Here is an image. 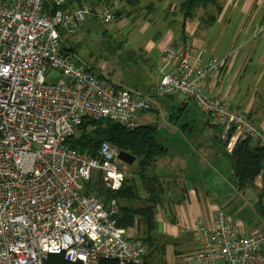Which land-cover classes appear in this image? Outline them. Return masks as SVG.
<instances>
[{
  "label": "built area",
  "instance_id": "built-area-1",
  "mask_svg": "<svg viewBox=\"0 0 264 264\" xmlns=\"http://www.w3.org/2000/svg\"><path fill=\"white\" fill-rule=\"evenodd\" d=\"M67 1L53 0L50 14L43 0H0V264H44L50 254L84 264H141L147 249L133 227L118 225L116 201L87 190H119L129 164L108 141L95 156L72 147L68 141L83 123L106 119L134 129L153 94H183L226 127L224 138L234 129L228 150L247 138L264 146V129L208 89L227 59L192 56L188 44L163 49L161 75L148 91L109 85L62 52V31L73 33L93 14L103 24L123 22L115 14L120 0L95 13L90 6L62 8ZM260 31L263 25L255 38ZM193 230L196 264H264V230L241 232L222 210L198 219Z\"/></svg>",
  "mask_w": 264,
  "mask_h": 264
},
{
  "label": "crops",
  "instance_id": "crops-1",
  "mask_svg": "<svg viewBox=\"0 0 264 264\" xmlns=\"http://www.w3.org/2000/svg\"><path fill=\"white\" fill-rule=\"evenodd\" d=\"M145 1L153 5L158 4L157 8L165 9L163 25L156 29L154 41L147 44V47H143L146 56L152 59L151 63L143 64L150 67L151 77H155L151 82L155 84L159 80L161 69L164 66L163 49L168 43H165L162 48L158 47L164 30L163 33L166 31L164 35L167 34L168 37L166 41L171 42L174 39L171 48L175 50H180L188 44L192 56H202L204 59L226 58L227 64L219 79L213 85L210 84L208 89L223 96L232 105L245 110L258 126L264 129V31H260L255 38L256 29L264 26V0H221L223 9L214 20H209V16L215 15L212 5L200 9L201 14H204L203 17H198L197 13L194 18L186 20L185 42L181 39L182 18L180 14L176 12L171 13L170 17L166 16L167 8L171 7L172 11L183 0ZM178 23L180 24L179 29L177 28ZM158 40L159 42L155 44ZM186 104L185 101L182 105ZM144 112L139 113L138 122ZM218 136L219 133H216V137ZM181 153L182 157H189L186 152ZM216 153V158H219L220 152ZM182 160L185 161V159ZM181 161L179 160L181 165L179 171L183 175L187 164L185 162L182 165ZM216 161L223 169V163H219V159ZM193 162L200 164L201 158L198 157ZM178 180L184 184L183 190L180 193L164 191L163 201L158 206L157 233L167 242L165 260L168 264H196L194 257L198 243L193 226L198 219L207 221L212 219L218 209L213 206L210 197L216 194L207 191L201 182L193 181L194 186L189 187L182 178ZM255 186V190H246L252 192V205L248 211L238 215L222 210L234 220L237 229L241 232H249L253 229L264 230V199L262 207L258 204V193L264 187V169L257 177ZM140 191L145 192L144 189ZM255 205H257L256 208H254ZM191 251L195 254L188 255Z\"/></svg>",
  "mask_w": 264,
  "mask_h": 264
},
{
  "label": "rangeland",
  "instance_id": "rangeland-1",
  "mask_svg": "<svg viewBox=\"0 0 264 264\" xmlns=\"http://www.w3.org/2000/svg\"><path fill=\"white\" fill-rule=\"evenodd\" d=\"M123 2L124 4L121 5L122 1L120 0V9L123 10V16L125 17L123 22L122 19H119L121 21L118 23L115 21L114 23L117 26L113 22L112 24L100 23L98 25L93 22L84 24V22L74 33H70L66 37V41L68 45L76 48L77 57L86 63L99 65L102 71L112 75L114 83L123 85L128 90H134L136 87L139 91L144 92L146 89L152 88L153 82L151 80L153 81L155 77H151L152 73L148 65L145 66L140 62L135 64L126 59L125 54L127 51L125 49L139 50L140 47H147V44L154 41L156 29L161 28L163 25L162 19L165 16V9L157 8L158 4H156L153 10H144L135 6L137 11H134L125 0ZM82 3L83 6L90 7L94 4L95 8L103 6L101 0H82ZM144 3L148 2L143 0L140 7L145 5ZM179 4L172 11L180 14L182 18L179 12ZM129 11L134 14V18L127 15ZM203 15L198 11V17H203ZM123 16L122 18H124ZM131 19H134V21ZM179 27L180 24L178 23L177 28L179 29ZM105 29H108V31H105ZM163 31L161 41H155V44L159 42L158 47L162 48L165 43H168L165 48H171L174 39L171 42L166 41L168 37L167 34L164 35L166 31L164 33ZM107 34H110V36ZM120 41H124L125 45H122L121 51L114 53V48ZM180 43L182 44V41ZM144 67H146V70H144ZM53 72L54 75L59 74L58 71ZM46 75L49 77L48 72H46ZM185 101L187 104L183 106L182 104ZM149 104L152 108L142 114L139 122L142 125H156L159 140L169 147V155L159 157L153 167L150 168L152 175L157 173L161 176L160 179L165 191L167 193L168 191L180 193L184 184L178 178H182L189 187L194 186L193 181L201 182V185L207 191L216 194L210 197L216 209L238 215L248 211L252 205V192H242L237 189L233 170L230 169V158L222 153L221 142L216 137V133H219L220 130L207 124V115L197 107L194 101L183 94L168 97L153 94L149 98ZM223 132L219 135L225 140L227 137L224 138ZM217 151L220 152L218 154L219 158H216ZM181 152H186L189 157H182ZM198 157L201 158L200 164L193 162ZM181 159H185V161L182 160V162ZM218 159L219 163H223V169L217 163L216 160ZM179 160L182 165L185 162L187 164L183 175L179 171L181 166ZM139 171V161L135 159L129 165L126 177H135L142 190L143 188L140 186L142 182L139 174H136ZM142 193L145 195V192L142 191ZM177 197H179L178 194ZM168 202L171 203V201ZM256 207L257 205L254 208ZM133 230L138 235L136 227H133ZM193 254H195L194 251L188 252V255Z\"/></svg>",
  "mask_w": 264,
  "mask_h": 264
},
{
  "label": "trees",
  "instance_id": "trees-1",
  "mask_svg": "<svg viewBox=\"0 0 264 264\" xmlns=\"http://www.w3.org/2000/svg\"><path fill=\"white\" fill-rule=\"evenodd\" d=\"M121 1V5H123L124 2L123 0ZM125 1L132 9H134V11H137L135 6L144 10L154 9L153 3H144L145 5L140 7L143 0ZM101 3L103 5L111 4L108 0H101ZM208 5H212L214 9L213 12H215V15L209 16V20H214L216 15L220 14L223 9L221 0H183L179 4V12L182 15L181 39H183L184 42L186 20L194 18L200 9H205ZM81 6H83L82 0H68L62 8L68 9ZM43 8L45 12L52 14L57 9V6L53 0H43ZM91 8L94 13L97 12L98 8H95L94 4H92ZM166 11L168 12H166V16L168 15L167 17H170L171 13H174L171 11V7L167 8ZM115 14L118 16L117 19H119L123 16V10L119 8ZM127 15L130 18H134V14L131 11H129ZM131 20L134 21V19ZM91 22L95 23V25L100 24L94 14L88 17L84 24H91ZM175 22L176 21H174V23ZM106 30L108 31V29H105V31ZM68 35L69 34L62 31V52L72 54L78 64L94 71L100 79L115 87L117 90H128L123 85L114 83L112 75L102 71L99 65L86 63L77 57L76 48L67 44L66 37H68ZM107 35L110 36V34ZM123 44L124 41H120L114 48V53L121 51ZM125 50L127 51L125 58L135 64H138L139 62L143 64L151 63L152 61L151 58L146 56V52L143 47H140L139 50ZM148 90L149 89H146L144 92ZM130 91L139 92V89L135 87L134 90ZM89 124H92L91 126L93 128L91 130L88 129ZM207 124L219 128V134H221L226 128L222 125H214L209 118ZM157 132V126L153 124H139L136 128L130 129L111 120L105 119L97 122L86 120L80 127L78 134L71 137L68 141L72 147L87 152L92 156H95L97 149L103 141H108L120 151L131 154L139 161L140 171L136 174H139L142 182L140 186L144 189L145 195L141 193L135 177H126L122 187L117 191L104 190L103 188L90 189V187H87V190L94 192L97 196L104 199L106 203H109L111 200L116 201L118 213L115 215V218L117 219L119 226L126 228L136 227L139 239L147 249L144 262L141 264H168L165 260L167 242L157 233V210L158 206L163 201L165 189L160 179L161 177L157 173L152 175L150 173V168L153 167V164L159 157L166 156L167 154L169 155L170 150L165 143L159 140ZM233 132L234 129L229 128L228 135L225 140L222 139V136L220 137V135L217 137L222 145L221 150L223 148L222 153L230 158L231 168L235 176L237 189L242 192L248 189L255 190V181L264 169V146H262L257 140L247 138L239 140L231 150H228L227 145L229 137L232 136ZM263 199L264 187L258 193V204L261 207ZM44 264L84 263L81 261H68L63 254H50ZM99 264L122 263L113 259H104Z\"/></svg>",
  "mask_w": 264,
  "mask_h": 264
},
{
  "label": "water",
  "instance_id": "water-1",
  "mask_svg": "<svg viewBox=\"0 0 264 264\" xmlns=\"http://www.w3.org/2000/svg\"><path fill=\"white\" fill-rule=\"evenodd\" d=\"M119 157L121 160L127 162L129 165H131L136 159L134 156L124 151H120Z\"/></svg>",
  "mask_w": 264,
  "mask_h": 264
}]
</instances>
